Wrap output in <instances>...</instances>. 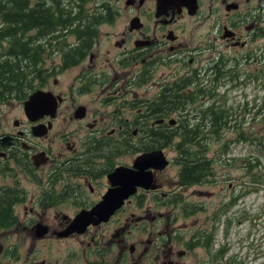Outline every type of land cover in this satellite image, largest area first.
I'll return each instance as SVG.
<instances>
[{"label":"flooded vegetation","instance_id":"af4514ba","mask_svg":"<svg viewBox=\"0 0 264 264\" xmlns=\"http://www.w3.org/2000/svg\"><path fill=\"white\" fill-rule=\"evenodd\" d=\"M262 2L264 0H194L191 4L189 0H176L163 10L158 7V0H122L123 10H134L135 13L127 17L120 31L113 32L119 34L113 40L117 51L107 60H98V53L92 50L85 52L87 45L84 42L93 35V31L85 26L80 34L67 33L61 28L46 34L33 31L30 43L34 46L32 41L37 37L36 42L42 44L40 55L34 57L28 51L26 59H22L20 65L6 63V66L19 68L25 73L21 74L19 80L13 79L4 90L1 87L4 83L1 77L3 63H0V99L20 103L23 108L22 112L10 117L5 116V113L3 116L0 114V264H13V260L19 258L14 253L18 251L20 242L15 238V241H6L4 245L2 238L3 232L9 236L12 235L9 230L17 231L19 228L26 232L24 239H30L22 264L47 262V255L38 259L39 262L34 259L41 253L36 251L39 248L34 247L37 242L46 240L43 244L47 251L56 245V241L73 237H77V242L83 246L82 252L87 261L85 264H188L182 262L181 258L189 253V247L207 246L210 250L209 245L215 241V226L209 222L193 230L187 223L158 225L162 214L164 215L162 212L156 215L139 213L145 196L155 201L162 199L161 196L184 194L189 187L188 183L181 181L165 187V182L159 176L165 172L166 165L149 167L154 187L134 184L132 188H121L119 179L111 175L117 167H131L140 153L161 147H145L132 159L122 162H113L107 153L103 161L105 164L100 166L93 154L119 143L117 137L124 140L127 148L129 142L131 144L129 137H134L138 131L139 137H145L152 133L150 130L148 132L149 127L154 129L159 123L166 121L169 124L170 114H147H152L150 106L159 102L160 97L174 85L161 81L166 76H177L182 65L188 67L195 62V58H201L200 62L203 64L198 63L193 69L203 70L208 84L206 88L211 92L216 84L221 83L226 62L232 60L230 65L235 66L249 59L251 54L253 57L252 49H257L258 36L264 31V25L260 26L264 21H260L259 15L260 11H264ZM107 5L105 2L104 6ZM41 8L49 9L45 4ZM204 8L207 12L201 17ZM110 10L112 9L108 5L106 9L96 12L108 15ZM33 12L36 13L37 9H33ZM189 17L193 18L192 21L207 24L201 35L202 41L195 44L191 43L187 35L176 31ZM96 18L97 16L89 17L88 20ZM146 18L150 20L146 21ZM182 27L185 29V26ZM70 34H75L77 41L66 47L65 40ZM5 37H0V62L9 61L11 58L8 51L14 44L18 45L17 41L13 44L9 40L11 45L7 49L3 48ZM52 39L56 40L55 48L51 45ZM245 47L246 51L242 53L241 50ZM52 53L59 60L55 66H45L42 54L46 57ZM68 70L71 71V76L66 89L56 90L54 86L59 83L56 74H65ZM35 79L40 81L37 87L34 85ZM158 83L161 87L155 96L145 95L144 91L140 93L135 89ZM70 85L72 87L69 90ZM95 86H100V91L96 97L89 99L86 93L94 91ZM36 89L51 91L57 97V108L53 116L44 113L34 119L24 110V101ZM75 91L83 99L75 107L66 108L68 113L62 112V105ZM128 94H131L130 98L134 103L145 106V112L133 119L122 113L129 101ZM207 98L210 99L204 96V100ZM92 102L95 105L89 106ZM108 105H112L110 112L106 108ZM146 117H151L150 123L147 128L142 129L145 125L141 123ZM57 118L63 122L75 120V124L73 127H64L61 132L57 131L59 147L52 152L48 145L41 144V138L47 137L56 127ZM8 119H11L9 125ZM130 123L134 124L133 129H130ZM116 131L119 134L116 135ZM80 138L82 143L78 144ZM32 179L39 187L34 191L36 186L33 185L34 192L26 196V189L20 184ZM103 200L106 204L100 206ZM168 202L179 206L184 214L191 206L190 202H183L180 196L169 199ZM112 206L113 210L107 218H101ZM51 208L56 210L55 221L45 218ZM90 211L95 217L83 224L81 227L85 226L82 229L79 224H76L77 228H71L77 216ZM21 213L25 216L22 224L18 217ZM169 214L175 215L176 212L172 209L168 211L167 215ZM60 215L61 219L58 218ZM150 219L154 220L153 224ZM203 219L205 222L208 219L211 221L208 216ZM132 230L140 232L137 254L136 243L129 241ZM70 251L66 258L55 264H71L70 259L76 255L77 250L71 247ZM217 254L222 256L223 253L218 250L212 258H197V261L193 260L190 264H220L221 256ZM46 264H50V261Z\"/></svg>","mask_w":264,"mask_h":264},{"label":"rangeland","instance_id":"374dc122","mask_svg":"<svg viewBox=\"0 0 264 264\" xmlns=\"http://www.w3.org/2000/svg\"><path fill=\"white\" fill-rule=\"evenodd\" d=\"M35 1L36 0H32L31 3L33 5L38 4L37 2L35 3ZM41 2L46 6L52 3L51 0H43ZM105 2H107L112 9L110 10V14L107 15L101 11L96 12L97 10H103L108 7V5L104 6ZM63 3H65L66 6L70 4L76 12L79 10L80 6L85 8V13L75 21H77L78 24L80 23V30L88 26L91 31H93L92 37L84 42L87 45L85 52L87 53L89 50H92L98 53V60H107L108 57L117 51V47L113 45V40L116 39L119 34H113V32L120 31L127 17L135 13L134 10L130 12L123 10L122 0H60V4L62 5ZM262 4L264 5V2H262ZM203 10L204 12L200 15L201 17L207 12L205 8ZM263 12H259L260 21H264ZM95 16H97L96 19L88 20L89 17ZM146 16L148 15L146 14ZM192 19L191 17L187 18L184 24H181L176 31H179L182 35H187L191 43L195 44L202 41L201 35L207 28V24L202 21L198 23L199 21L195 22L192 21ZM53 20H55L54 17ZM149 20L150 18H146V21ZM263 25L264 23L261 22L260 26ZM182 26H185V29ZM55 27H57V29L61 28V26ZM35 30L36 29L33 28L26 34H31ZM7 38L8 35L3 39L2 43V47L5 49L11 45V42H9ZM76 41L77 38L75 34H70L67 36V40H65V46H71L70 43L75 44ZM257 44V49H252L253 57L251 54L249 59H245L242 63L235 66L230 65V63L233 62L232 60L225 63L223 68V70H225L224 77L221 78V83L215 85L214 91H211L215 92L213 97H210L211 94L206 95L202 93V91L199 93L193 92V96L196 95L193 97V101L190 99H187V101L184 100V103L179 106V108H175L169 112L173 114L174 117L178 116L180 112L188 110L189 116H191L190 121L194 122L203 115L209 116V108L214 109L222 107L224 110H227V112H224V115H221L222 120L218 127L221 131L218 129L217 137L213 134L214 136H209L207 138L205 154L203 155L205 160L203 158V161H205L208 168L204 171L203 177H201L198 182H194L191 185L189 184L184 194L177 196H161L160 198L162 199L155 201L151 200V197L145 196L141 203L139 212L141 214L149 213L151 215H156L158 212L164 213L158 225L166 223L180 225L187 223L193 230L199 226L201 227L208 224V222L215 226V234L213 237L215 241L209 245L210 250L207 246L196 245L189 247V253L181 258V261L184 263L187 262L190 264L193 260L197 261V258H212L215 252L220 250L223 253V258L220 254H217L221 256L219 259L220 264H264V31L259 34L256 45ZM244 51H246V47L241 50L242 53ZM39 55L40 54H38L37 57ZM201 55L203 54L201 53ZM42 56L45 66H55L59 60L58 56L53 53L46 55V57L45 54H42ZM200 60L201 58H195V64H189L188 67L182 65V69L178 72L177 76H166L165 79L167 80L163 79L161 83L166 82L167 85H177L180 83L179 81H185L184 79L197 78L195 80L191 79L185 84L186 87L183 93L197 90L200 85L205 87L208 86L203 70L194 71L193 69L196 64H203ZM107 68L110 70L112 69V67ZM159 71L161 72L162 70L160 69ZM70 72L71 71L68 70L65 74H56L59 80L58 85L54 86L56 90L66 89L67 83L70 80L69 77L71 76ZM229 73L234 76L233 80L230 79ZM39 82L38 79H35L34 85L37 87ZM71 87L70 85L69 90ZM160 87L158 83L154 86L147 84L146 87L141 86L140 89L139 87H135V89L137 91L139 90L140 93L144 91L145 93L143 94L145 95L155 96L160 90ZM99 91L100 86H95L94 91L86 94L89 96V99H92L96 97ZM204 96L210 99L207 98L204 100ZM127 97L129 98L128 104L122 109L124 116L133 119L139 114H142V112H145V106L143 104L139 105L138 103H134L133 99L130 98L131 94H128ZM80 99H83V96L80 97L75 91L73 95L66 99V102H64L61 107V111L68 113L66 108L75 107ZM93 105H95L93 102L89 103V106ZM117 106L116 104V108ZM106 108L107 111H109L112 105H108ZM22 111L23 108L20 103L5 102L4 99H0V114H2V116L3 113H5V116L10 117ZM224 117H226V121ZM150 118L151 117L146 121L142 120L141 124L144 125L143 121L150 123ZM9 124H11V119H8V125ZM74 124L75 120L63 122V120L57 118L55 123L56 127L49 132L47 137L41 138V144L44 143L48 145L52 152H55L60 142L57 131L60 130L61 132L64 130V127H73ZM115 125H117V122ZM134 127V124L130 123V129ZM145 127L147 128L148 125L143 126L142 129ZM206 128L208 127L206 126ZM147 130L149 132V129ZM117 134H119V132L116 131V135ZM139 135L140 132L138 131L137 135L129 137L131 144L129 142V147L127 148L124 140L117 137V142L119 143H115L114 146L108 148H102L100 151L94 153V160L99 161L98 166L105 164L103 161L106 159V154L109 153L111 156L110 159L113 162L128 161L140 152V149L145 147L148 148V146H153V148H155L157 146L155 142H158V138L152 137L150 133L145 135V137H139ZM133 140L134 142H132ZM90 141H92V139ZM77 143H82L81 138ZM105 144L108 145L107 142ZM177 147L176 144L163 147L164 154L169 158V161L165 166V172L159 176V179L165 182L163 184L165 187H171L175 185L176 182L180 183L179 181L181 180L179 175L181 164L177 160V157H180L181 154ZM137 148L138 150H136ZM192 148H195V151H199L202 146L192 145ZM194 156H196V154H194ZM198 156L201 157V151ZM20 185L25 187L26 196L31 195V193L36 191L39 187L34 179L23 181ZM33 185L36 186L34 191H32ZM186 192L189 193V195ZM179 196L183 202L191 203L190 208H187V213L185 214L181 211L179 206L171 205V203L168 202L169 199H174ZM19 208H22V206ZM133 208H135V206H133ZM172 209L175 210L176 214L172 215V213L167 215L168 211L170 212ZM55 213L56 210L51 208L48 216L45 215V218L55 221ZM204 216H208L211 221L208 219L207 222H205L203 219ZM18 217L22 224L25 217L24 214L21 213ZM58 218L61 219L62 215L58 216ZM149 221L153 224L154 220L150 219ZM130 224L132 225V222ZM9 231L10 234L12 232V235L8 236L3 232L2 238L4 245L6 241H15V238L20 242L18 251L14 253V255L19 258L13 260V264H22L26 258V249L30 239H24L26 232L20 228L17 231L12 229ZM191 232L189 231V233ZM139 238L140 232H134V230H132L129 241L136 243L135 254H137ZM77 241V237L56 241V245L51 246L47 251H45L43 244L46 243V240L37 242L34 244V247L36 246V248H39L40 250L36 251H41V253L34 259L39 262L38 259L47 255L49 257L47 262L45 260V264L48 263V261H50V264H55L61 261L62 258H66V254L70 251L71 247H73L77 252L76 255L74 254L70 259V263L85 264L87 261L82 252L83 246ZM114 253L116 256L117 249ZM92 257L94 258V254Z\"/></svg>","mask_w":264,"mask_h":264},{"label":"trees","instance_id":"16d2710c","mask_svg":"<svg viewBox=\"0 0 264 264\" xmlns=\"http://www.w3.org/2000/svg\"><path fill=\"white\" fill-rule=\"evenodd\" d=\"M31 1L32 0H0V37L3 38L8 35V39L12 40L13 44L16 41L18 42V45L16 46L14 44L13 48L7 53L11 59L9 61L2 60L0 62L3 63L1 71V77L4 81L1 86L3 90L8 84L13 82V79L16 78V80H19L21 74L25 73L19 68H10L5 64L20 65V61L26 59L23 57L28 54V51H31L32 55L37 57L42 48V44L36 42L37 37L32 41L34 46L31 45L30 40H32V35L26 34L29 30L35 28L38 31L37 34H46L57 29L55 26H61V30L65 29L67 33L72 32L80 34L79 32L81 31L80 23L78 24L75 20L85 13V8L83 6H80L79 10L76 12L70 4L69 6L64 4L63 6V4H60V0H51L52 3L47 6L49 9H42L40 5L43 4L41 2L43 0H36L35 3L37 2L38 4L35 5H33ZM35 8L37 9L36 13L33 12ZM53 17L55 20H53ZM55 42L56 40L52 39L51 45L54 48L57 47ZM77 48H79V46H77ZM233 78L234 76L231 74L230 79L233 80ZM191 79L194 78H187L184 79L185 81H179L180 83L177 85L174 84L166 94H163L164 92L162 91L163 95L160 97V101L150 106L152 114L148 112L147 115H153L155 112L171 115L169 112L175 108H179V106L184 103V100L187 101V99H190L193 101V97L196 96H193V92L199 93L202 91V93L206 95L214 94L203 85H200L197 90L183 93L186 87L185 84ZM6 81L8 82L5 83ZM225 111L227 112V110H224L222 107L214 109L209 108V116L203 115L200 119L198 118L192 122L190 121L191 116H189L188 110H186L185 112H180L178 116H174L176 119L174 124H168L166 121L159 123L158 127L154 129L153 127H149L150 132L152 131L150 135L158 138V142H155V144H157L156 147L163 148L171 144H176L178 146L177 149H179L181 154L180 157H177L178 162L181 164V169L179 171L181 181L192 184L198 182L200 178L203 177L204 171L208 168L205 161H203L207 138L209 136H214L213 134L217 137L218 131H221V129L218 128L222 120L221 115H224ZM148 118L149 117H146L144 120L146 121ZM169 118L171 117L169 116ZM224 120H227L226 117H224ZM145 121H143V124L149 125V123ZM206 126L208 128H206ZM192 145L202 146V148L199 151H195ZM148 148H153V146H148ZM200 151L201 157L198 156ZM194 154H196V156H194Z\"/></svg>","mask_w":264,"mask_h":264},{"label":"water","instance_id":"95a60500","mask_svg":"<svg viewBox=\"0 0 264 264\" xmlns=\"http://www.w3.org/2000/svg\"><path fill=\"white\" fill-rule=\"evenodd\" d=\"M175 1L158 0V7L165 10L167 9V5L169 3L172 5V3ZM193 1L194 0H189V3L193 4ZM57 103L58 99L52 94L51 91L36 89L30 93L28 98L24 101V110L28 113V115L31 116V118L34 119L40 114L44 113H50L53 116L56 112ZM169 121L172 123L174 122V119H170ZM167 162L168 158L161 148L153 149L137 155L131 167H117L111 175H114L119 179L118 183L121 184V188L123 186L124 188L128 186L132 188L134 184H142L146 187H154V184H152V171L149 169V167H161L166 165ZM105 204L106 201L103 200L100 203V206H104ZM112 210L113 206L106 211L105 215H101V218H107ZM94 217L95 216L91 214V211L88 214L82 213L74 219L73 223L71 224V228H77L76 224H79L80 228L82 229L85 225L83 227L81 226Z\"/></svg>","mask_w":264,"mask_h":264}]
</instances>
